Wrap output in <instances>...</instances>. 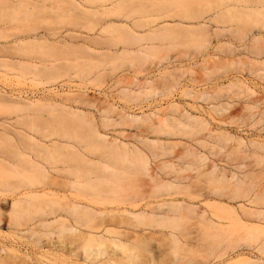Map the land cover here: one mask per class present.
<instances>
[{"label":"bare ground","instance_id":"1","mask_svg":"<svg viewBox=\"0 0 264 264\" xmlns=\"http://www.w3.org/2000/svg\"><path fill=\"white\" fill-rule=\"evenodd\" d=\"M31 1L16 0L17 4L11 2V5H17L19 8L17 13L23 14L24 18L27 17L26 20H29L31 12L27 13L26 9ZM90 1L93 5L102 2ZM130 1L112 0L110 5L112 7L108 8L105 4L100 5L103 7L100 10H107L108 13V11H116L123 6V8L129 6L128 8L131 9L138 6L140 2L144 3L145 0H137L138 2H135L137 5H134V0ZM146 1L160 4L167 0ZM169 1L172 3L174 0ZM169 1L166 3L170 4ZM73 2L77 3L73 5H77L78 8L79 6L82 8L87 3H83L85 5L82 4V6L76 0H72ZM181 2L182 0L176 1V6H180L176 9L174 5V7L171 5L172 9L168 11L170 13L165 14L167 17L161 13L162 9L164 13L169 10L166 9L169 8L168 4H166L167 7L164 6L165 3L161 5L166 10L162 7L159 12L157 8L159 12L156 11L157 15H155V10L147 12L142 7H138L139 9L135 11L134 9L128 11V20L131 19L132 23L127 25L130 20L125 19L128 21L127 23L124 21L126 25L123 23L121 27L117 26L121 29L123 25L124 29L131 31L132 35H128L131 37L128 40L124 38L125 42L122 44L113 43L114 39L117 40L120 37H117L119 34L116 38L112 35L114 38L110 37L112 41L108 39L111 43H107V39L104 40L107 45L98 41L100 44L98 46L101 47L107 46L108 48V44L110 46L114 44L113 51L108 48L107 50L102 49L104 52H101L95 44L97 41L81 35L84 47L80 44L78 46L83 52L86 48L84 55L85 53L86 55L92 54L91 59L95 54V57L97 55L101 57V59L99 57L97 60L94 59L97 61L94 65H90L88 61H86L87 64L76 61L79 62L77 64L75 62L77 57L72 58L73 61L68 58L72 61L71 63L68 60L69 65L67 58L62 59L67 61L65 62L67 65H59L60 67L58 65L47 66L48 60H43L44 63L41 65H34L23 59V61L12 59L15 55H20L21 51L27 59L33 58V56L30 57L32 53L29 50L35 46L36 42L41 41L42 44L45 40L43 35H41L43 37L40 36L41 38L32 35L19 42L16 41L15 47L11 49H0V64H14L23 72L34 74L36 80L37 78H40L39 81L42 79L46 85L52 83L50 85L54 86V83L56 84L61 79L62 83L64 80L62 75L68 74L69 77L67 75L64 77L66 80L63 85L70 84V87L71 84L77 82L76 80H84L87 74L93 71L106 70L105 67L107 65L110 67L111 63H113L111 64L112 69H109L112 73L117 71L119 66L117 61L121 60V57L125 59L131 55L136 58L134 56L130 58L134 62L128 59L129 65H133L130 68L138 65L137 71L145 73L148 70L146 73L151 75L149 66H144L147 64L145 61L147 59L148 62L151 58L150 54L152 56L161 49L158 48L160 47L158 44L156 47L147 44L157 43L158 39L161 41L163 40L161 38H168L170 35L172 37L176 33L178 36L179 33L184 32L178 36L182 35L183 41L181 38H174L176 35L171 39L176 41L179 39L180 44L185 43V40L186 44L192 43L191 46L195 48L193 61L198 54L203 60L202 63L195 60V64L200 63L196 66L202 71V74L201 71L199 72L202 76L199 78L196 72L199 68L196 66L187 67L186 65V68L180 69V66L176 65L179 69L173 68L168 72L167 67V72L164 73V70L163 75L160 76L162 79L159 78L161 80L156 79L158 75L153 78V75L150 77L146 73L145 78L140 80L137 71L138 74L134 72L137 77L130 75L124 78L122 76L123 79L119 78L120 80L117 79L115 87H121L119 95L122 99H130L128 107H120V105L118 107L108 102L107 106L98 107L94 99H92L93 102L87 100V97L83 98L78 95L75 98L67 97L62 101L60 100L62 96L60 95L59 98L58 94L43 102H41L43 99L35 102L34 99L29 98L24 102L22 98L21 101L17 98L15 99L17 101L10 102L15 108L16 117L0 119V127H2V130L0 128L2 134H0V142L5 143L4 145L0 143V162L4 163L8 169L2 163L0 164L3 170L5 168L7 171L15 170L18 181L16 180L17 183L13 181V184L2 182L3 178L6 180V177H9H4L5 174L11 175V172L4 171V173L0 167L3 176L0 181V192L16 194V191H20V193L12 204L9 203V207H4L0 203V241L4 244L0 252V264H79L78 262L85 264H153L158 263L155 261L159 257L157 259V255H151V258L148 256L156 251L152 250V241L157 239L160 242L159 238L163 239L161 245L169 240L166 244L169 248L166 246V249L170 251L169 253L164 251L166 255L168 253L167 257L164 252L163 256L160 255L162 260L165 257L164 260L169 261L172 255L171 261H173L175 260L173 256H178L187 247H192L194 251H197L196 253L206 248L203 243L201 245L195 241L197 243L192 244L184 240L188 231L186 225L189 223H191L189 226H191L192 234L197 235L196 240L204 236L207 240L210 238L215 248L224 251L222 258L228 255L222 264H264V142L258 140L247 142L241 136L243 132L248 136H264V97L262 95L259 98L254 95L257 99L251 98L253 100L247 101L245 105L243 104L244 106L242 105L243 107H234L236 104L231 103L234 95L241 94L242 96L245 92H249L248 98L249 94H255L256 90L253 91L251 88L254 80L236 75L223 83L220 81L221 77H214L218 75L216 72L220 73L229 65H245V67L239 66L240 73H242L241 68L251 67V71L256 70L257 75H262L260 77L264 81V74H260L264 66V0H192V2L190 0L192 4H196L193 5L195 9L192 7L193 12L189 11L191 6L189 9L186 7L188 6L185 4L186 1ZM31 3L32 5L37 4ZM0 4V7L2 5L4 7L8 3L0 0ZM130 5L133 6L130 7ZM72 8L76 7L72 6ZM85 8H83L85 14L83 10L82 14H92L89 12L91 9L85 10ZM181 9L188 10L186 13L190 14L186 15L185 10ZM172 10L178 18L183 15L182 19H178L180 22L176 21L177 17L173 19L175 15ZM14 15L13 13L12 21L15 20ZM184 18H186L185 21ZM160 19H165L166 23L164 24ZM168 20L175 22L170 23L167 22ZM181 20L189 24L181 23ZM190 20L193 23H190ZM157 21L163 24L160 23L157 27ZM239 23H244V25L253 23L256 28L253 24L249 29H247L249 24L241 28ZM112 24L116 22L103 28L100 35L104 36V32H109L108 30L113 27ZM117 24L120 25V23ZM152 25H156L157 28H152V32L146 31L144 35L135 31L144 27L146 29L148 26L152 27ZM149 27L147 29H151ZM174 29L178 31L174 32ZM253 29L259 31L256 32ZM115 30L118 32L119 28ZM121 31L122 29L120 33ZM123 31L125 33V30ZM186 33H188V38ZM68 34L69 39H81L80 33L79 35H76L77 33ZM185 37L187 39H184ZM97 39L103 42L102 36ZM86 40L90 41V45ZM147 40L148 43L145 44ZM243 40H247L249 45ZM92 41L94 42L93 47L91 46ZM235 41L239 44L243 43L246 47L240 48L243 44L236 46ZM64 42L67 43V41ZM159 44L164 43L159 42ZM71 45L73 46L70 44L69 47ZM95 45L99 48V52L94 47ZM115 45H122V47L114 51ZM74 46L76 47L75 44ZM167 46L165 45V48ZM76 48L72 47L73 50ZM12 50H16L17 54L15 53L14 56L9 54L10 51L12 54L15 52ZM46 54L45 51V57L51 52ZM106 54L109 60V55L112 56L113 60L110 61L113 62L109 63L108 59L107 62ZM115 54L118 55L115 56ZM52 56L54 57V54ZM47 57L48 59L50 57L49 62L56 60L55 57L51 59L50 55ZM102 57H106L105 60ZM199 57H197L198 61ZM92 62L95 61L92 59ZM258 65L259 67L262 65V69H257ZM123 67L119 66V71H122ZM109 69L107 70L110 71ZM71 71H75V74ZM178 72L181 73L178 74ZM101 73L97 74L98 80L103 75H108V72ZM157 90L160 91L158 95ZM151 92H155L156 95L152 96ZM85 94L82 95L85 97ZM179 96L185 100L190 99V102L184 99L179 100ZM4 99L1 96L0 105L6 103L7 98ZM161 100L168 101V106H162ZM68 102L84 107H78V105L76 107ZM241 118L245 120L246 125L243 123L240 125ZM120 127L134 129L135 133L128 134L126 131L123 132L125 128H122V132L117 131L118 133L115 134V130ZM112 130H114L115 137L110 136ZM247 160L254 162L247 165L245 162ZM246 168L249 170L243 173L241 170ZM148 185L152 186L151 193L144 190ZM162 189L167 190L164 196L171 199H161L162 195L158 194ZM3 192L2 195L5 196ZM150 199L154 200L150 201ZM3 227L5 228L2 229ZM164 228L169 230H162ZM148 231L150 233H146ZM162 247L165 248V245ZM162 250L159 251L162 252ZM176 260L179 263L182 262L178 258ZM162 263L166 262L162 261ZM179 263L173 261L171 264Z\"/></svg>","mask_w":264,"mask_h":264},{"label":"rangeland","instance_id":"2","mask_svg":"<svg viewBox=\"0 0 264 264\" xmlns=\"http://www.w3.org/2000/svg\"><path fill=\"white\" fill-rule=\"evenodd\" d=\"M1 1H4V2H6V3H8L7 5L9 6V7H11V6H13V4H17V2H16V0H1ZM8 1V2H7ZM77 2H80L81 4L80 5H82L83 3H85V2H87V3H85V4H83V5H85V6H83L82 8H81V6H79L80 8H78V6L77 5H73L74 3H76V2H73L72 3V0L70 1V0H32L31 2H33V3H37V4H34V5H32V3L31 2H29V7H28V9H26V11H28L27 13H30L31 12V14H30V19L27 21L26 20V18H24V15L23 14H21V15H19L17 12H19V8H17V5H15V6H13V7H11V8H7V5H5L4 7H3V5H2V7H0V49H4V48H9V49H11V48H13V47H15V45H16V41L17 42H19V41H21V40H23V39H26V37H32V35L34 36H36V37H39V38H41V37H43L44 36V39L45 40H43L42 41V44L40 43L41 41H39L38 43L36 42V44H35V46H33L32 48H30V50H29V52L30 53H32L31 55H30V57H32L33 56V58H30V59H27L26 57H25V55H24V53L21 51L20 52V55L18 54V56L21 58H19L18 56H16L15 55V53L17 54V51L16 50H12V52H14L13 54L11 53V51H10V53H9V51H8V53L9 54H11L12 56H14L15 58H12L14 61H28V62H30V63H32V64H37V65H41V63H44L43 62V60H48V62H46L48 65L47 66H50V67H53L52 65H61V66H64V64H65V62H67L69 59L68 58H70V59H74V57L76 58L75 59V62L76 61H80V63L82 62V64L83 63H86V61H88L87 63H89L90 65H94L95 63H97V57H99V59H101V57L100 56H98L97 55V57H95L96 56V54L95 55H93L92 57V59H93V61H95L94 63L92 62V59H91V55H86L87 53H85V55H84V52L86 51V48H85V50H84V52L79 48V44L81 45V46H83L84 44V42H83V39H82V37H88V39H92L93 38V41L95 40V41H97L95 44L98 46V44L99 43H104V40H108L110 37L111 38H116V36L117 37H119V38H117V40L116 39H114V41H113V43H120V44H122L123 42H125V40L123 41V39L125 38H127V40H128V38H130L131 36H128V35H132V33H131V31H129L128 29L126 30V29H124L125 27H123V25L125 24V22L124 21H126V20H128V11H130V10H132V9H134L133 11H135L138 7H142V8H144V11H145V9L147 10V12H153L154 10H155V15H157L159 12H160V10H161V8L163 7L164 9H165V7H169V8H166V9H169V10H167V11H165V13H164V10L162 9V12L161 13H163L162 15H164L165 16V14H167V12L168 11H171V9H172V6L174 5L175 6V9L176 8H179V7H177L176 6V1H175V3H174V1H172V3H171V1H169V0H167V1H169V3L170 4H168V3H166L164 0H156V1H159V2H161V1H164V2H162L163 4H164V6H162L163 4L162 3H160V4H158V3H156L155 1V3H152V2H147L146 0L144 1V3H139L138 4V6H135V7H132L131 5H130V7H132L131 9L130 8H120V9H118V10H116V11H112V12H109L108 11V13L106 12L107 10H103V9H101L100 10V8H103L102 6H100V5H107L106 7H108V8H110V7H112V6H110L111 5V1L112 0H96V1H102V2H99L98 4H96V5H93L92 4V2L90 1V3H88L89 1H87V0H82V2H81V0H76ZM132 1V0H131ZM130 1V2H131ZM137 0H134L133 2L135 3ZM138 1H141V0H138ZM137 1V2H138ZM149 1V0H148ZM183 1H186V3L185 2H183ZM11 2L13 3L12 5H11ZM129 2V3H130ZM178 2H180V0H178ZM182 2L183 3H185L186 5H188V6H186V7H188V9H189V6H191L190 8V10L189 11H191V12H193V8H194V6L196 5H194V4H192L191 2H192V0H191V2H190V0H182ZM181 2V3H182ZM2 3V2H1ZM72 3V4H71ZM128 3V4H129ZM174 3V4H173ZM181 3H180V5H181ZM190 3H191V5H190ZM194 3V2H193ZM77 4V3H76ZM130 4H132V3H130ZM156 4H158V5H155ZM162 4V5H161ZM166 4H168L167 6H166ZM178 4V3H177ZM1 5V4H0ZM134 5H137L136 3L134 4ZM160 5H161V7H160ZM170 5V6H169ZM172 5V6H171ZM194 5V6H193ZM72 6L73 7H76V8H72ZM91 6H93V7H91ZM173 6V7H174ZM182 6H183V4H182ZM181 6V7H182ZM202 6V5H201ZM19 7V6H18ZM84 7H86L85 8V10L86 9H91V11H89V12H92V14H90L89 12V14H86V15H84L85 14V11H84ZM160 7V8H159ZM171 7V8H170ZM185 7V6H184ZM193 7V8H192ZM158 8V9H157ZM94 9V10H93ZM139 9V8H138ZM159 11H157V10ZM165 9V10H166ZM182 9H183V7H182ZM181 9V10H182ZM187 9V8H186ZM195 9V8H194ZM17 10V11H16ZM84 12H83V11ZM98 10H100V11H98ZM109 10V9H108ZM180 10V9H179ZM185 10V9H184ZM184 10H182V11H184ZM94 11V12H93ZM96 11V12H95ZM111 11V10H110ZM158 13H157V12ZM174 10H172V13L175 15L176 13H174L173 12ZM175 11H177V10H175ZM188 11V10H187ZM186 10H185V13L187 12ZM82 12L84 13V14H82ZM87 12V11H86ZM180 12V11H179ZM15 14L14 16H13V18H15V20L13 19V21H12V19H11V17H12V14ZM105 13V14H104ZM168 13H170V12H168ZM180 13H182V12H180ZM180 13H179V15H180ZM189 13V12H188ZM188 13H186V15L188 14ZM125 14L127 15V16H125ZM190 14V13H189ZM160 15V14H159ZM185 15V14H184ZM123 16H125V17H123ZM149 16V15H148ZM171 16V15H170ZM169 16V17H170ZM181 17L183 16V15H180ZM145 17V16H144ZM146 17H147V15H146ZM146 17H145V19H146ZM165 17H167V15L165 16ZM169 17H168V19H169ZM174 18V20H175V17H177L176 15L175 16H173ZM178 18L177 17V19H176V21H178V22H180V20H178V19H182V18ZM123 18H124V20H123ZM126 19V20H125ZM136 19H140V17H136ZM165 19H167V18H165ZM161 20V21H163V23L165 24L166 23V20ZM171 19H172V17H171ZM119 20V21H118ZM130 20V21H129ZM128 21H126V23H127V25L129 24L130 25V23H132V20L131 19H129ZM174 20H171V21H167V22H172V23H174L175 21ZM186 20V18H184V21ZM188 21H189V19H187ZM159 21V20H158ZM157 21V22H158ZM160 21V23H161V25L163 24L162 22ZM165 21V22H164ZM184 21L183 20H181V23H184ZM115 23L116 22V24H114V25H116V26H114L113 24V29L115 30V29H118L119 28V31L117 32V30H113L112 28H111V30H113L112 32H110L111 30H108L109 32H104V36L103 35H100V32L102 31V29L103 28H105L107 25L109 26V24H111V23ZM193 23V21L192 20H190V23ZM117 23H120V25L119 24H117ZM124 23V24H123ZM160 23L158 22V23H156V25H157V27H158V25L160 26ZM106 24V25H105ZM121 24H123L122 25V31H121V33H120V27H121ZM153 24V23H152ZM184 24H189V22H185ZM240 25H241V28H243V26H245V25H248L249 24V27L247 28V26H246V28L247 29H249L250 28V25L251 24H253V23H245V25H244V23H239ZM120 26V27H118V26ZM126 25V24H125ZM156 25L155 26H153L152 25V27H149V28H151V29H147L148 27H146V29H145V27L144 28H140L139 30L138 29H136L135 31L136 32H139V34L140 35H144V33L146 32V31H150V32H152V30L156 27ZM240 25H238L239 27H240ZM253 25H255V24H253ZM151 26V25H150ZM118 27V28H117ZM156 27V28H157ZM252 27V26H251ZM255 28H256V25L254 26ZM253 27V28H254ZM139 28V27H138ZM153 28V29H152ZM177 29V28H176ZM176 29H174V32H177L178 30H176ZM239 30H240V28H238ZM246 29V30H247ZM123 30H125V33H126V31H129L128 33H126V35H125V33H124V31ZM144 30V31H143ZM176 30V31H175ZM241 30H243V29H241ZM246 30H244V31H246ZM254 31H256L255 29H253ZM135 31H133V32H135ZM148 31V32H149ZM173 31V30H172ZM252 31V30H251ZM259 30L257 29V31L256 32H258ZM115 34H114V33ZM124 34H123V33ZM167 32V31H166ZM165 32V33H166ZM169 32V31H168ZM243 32V31H242ZM247 32V31H246ZM29 33V34H28ZM68 33H70V34H76V35H79V33H80V37H81V35H82V37H81V39L79 38V40H78V38H76L75 40L73 39V38H71V39H69L70 37L68 36L69 34ZM106 33H108V34H106ZM110 33V34H109ZM162 33H164V31L162 32ZM184 33V32H183ZM182 32L181 33H179V34H183ZM248 33L250 34V32H249V30H248ZM247 33V34H248ZM39 34V35H38ZM67 34V35H66ZM74 34V35H75ZM106 34V35H105ZM138 34V33H137ZM148 34V33H147ZM169 34H171V33H169ZM173 34V33H172ZM179 34H178V36H179ZM187 34V35H186ZM185 35H186V37L188 38V33H186ZM244 34V33H243ZM246 34V33H245ZM41 35H43V36H41ZM85 35V36H84ZM108 35H111V36H109L108 37ZM112 35H113V37H112ZM163 35V34H162ZM174 35H176L174 38H181L182 37V35L180 36V37H178L177 36V33L176 34H174ZM174 35H172V37H171V35L169 36L168 35V33H167V36H169L168 38H170V40H168V38H165V37H163V38H161V39H163V40H161V41H159V39H158V42L157 43H152V44H150V42L148 43V40H147V42L145 43V44H147V45H152V46H157V44L160 46V47H158L159 49H161L160 51H159V49H156V50H158L159 52H157L156 50V52L155 51H153V52H155L152 56H151V54H150V56L149 57H151L150 59H148V62H147V59H146V65H144V66H149L148 68H150L149 69V72H151V75H153L152 77L153 78H156V76L158 75V77L156 78V79H159V78H161L162 79V77H160V76H162L163 75V71H164V73L165 72H170V71H172L173 70V68H178L179 66H180V69H184V68H186V65H187V67L189 66V67H191L192 65V67H194V66H196V65H198L199 66V64L200 63H202V61L203 60H201L202 59V57L200 58L199 57V54H198V56L195 54V57L197 56V57H199V61L197 60L198 58L196 57L195 58V60H196V62H200V63H197V64H195L196 62H195V60L193 61V58L192 57H194V49L195 48H193L191 45H192V43L191 44H186V40H185V43L184 42H182L183 43V45H182V43L180 44L179 42H180V40L178 39V41H176L175 39H171V38H173V36ZM242 35V34H241ZM41 36V37H40ZM47 36H48V39H47ZM66 36V37H65ZM97 36V38H99V37H101L102 36V41L103 42H101L100 40H98L97 38V40L95 39V37ZM99 36V37H98ZM106 36V37H105ZM184 36V35H183ZM79 37V36H78ZM90 37V38H89ZM105 39H104V38ZM184 38V39H187V38ZM191 37V36H190ZM111 38H110V40H111ZM122 38V39H121ZM183 38V37H182ZM181 38V39H182ZM61 39H63V40H61ZM90 39V40H91ZM112 39V40H113ZM190 39V38H189ZM189 39H188V41H189ZM47 40H49V42H47ZM78 40V41H77ZM85 40V39H84ZM110 40H108V42L107 43H111L110 42ZM111 40V41H112ZM119 40H120V42H119ZM191 40V39H190ZM44 41H46V42H44ZM59 41V42H58ZM61 41H63V42H61ZM64 41H67V43L69 44H67L66 42H64ZM92 41V42H93ZM98 41H99V43H98ZM118 41V42H117ZM122 41V42H121ZM150 41H152V40H150ZM154 41V40H153ZM181 41H183V39L181 40ZM244 41V43H246L247 44V40L245 41V40H243ZM44 42V43H43ZM51 42V43H50ZM75 42V43H74ZM86 42H88V40H86ZM86 42H85V45H86ZM106 42V41H105ZM155 42V41H154ZM159 42L161 43H164V44H159ZM242 42V41H241ZM50 43V44H49ZM62 43V44H61ZM77 43V44H76ZM107 43L105 44V45H107ZM65 44H67V46L65 47ZM70 44H73V46L71 45V47H69L70 46ZM74 44L76 45V47H78V49L80 50H78L75 46H74ZM88 45H90V41L87 43ZM104 44H102V46H104ZM143 44H144V42H143ZM186 44V45H185ZM237 44H239V42H236L235 41V45L237 46ZM241 44H243V43H241ZM241 44H239V46L241 45ZM93 45H94V42L91 44V46L93 47ZM94 46L95 48H96V50L98 51L99 50V48H100V51L102 52L103 50H107L108 48L110 49V51H113V46H114V44H113V46L111 47L110 46V44H108L109 45V47L107 48V46L106 47H101V46H98L99 48H97V46ZM100 45V44H99ZM119 45V44H118ZM162 45H164V47H162ZM165 45L167 46V48H165ZM176 45V46H175ZM181 45V46H180ZM248 45H249V42H248ZM64 46V47H63ZM63 47V48H62ZM72 47H74V48H76V49H74L75 50V52H74V50L72 49ZM84 47V46H83ZM115 47L116 48H114L115 50L114 51H117L116 49L118 48V50H119V48H121L122 47V45L121 46H116L115 45ZM246 47V45L244 46V44H243V46H240V48H245ZM105 48V49H104ZM162 48H164V49H162ZM72 49V50H71ZM103 49V50H102ZM41 50V51H40ZM77 50V51H76ZM37 51V52H36ZM40 51V52H39ZM45 51H46V53L47 54H49L50 52H51V54L53 55L54 54V57L56 58V60H58V58H59V60L58 61H54V59L51 61V62H49L50 61V57H49V59H48V57L47 56H51V59L52 58H54L51 54H49V55H47L46 57H45V55H44V53H45ZM48 51H50V52H48ZM69 51V52H68ZM71 51V52H70ZM73 51V52H72ZM53 52V53H52ZM78 52H82L83 54H80V53H78ZM90 51H88V53H89ZM99 52V51H98ZM100 52V53H101ZM104 52V51H103ZM6 54H7V52H5ZM37 53V54H36ZM43 53V54H42ZM69 53H70V55H69ZM195 53H197V52H195ZM34 54V55H33ZM74 54V56H72ZM79 54V55H78ZM44 55V56H43ZM112 55H114V54H112ZM118 55V54H117ZM116 54H115V56H117ZM84 56V57H83ZM85 56H89L90 58H87V57H85ZM105 56V55H104ZM108 55L106 54V57H107ZM134 56V55H133ZM133 56L131 55V57L133 58ZM191 56V57H190ZM83 57V58H82ZM95 57V58H94ZM106 57H102L103 58V60H105V58ZM112 57V56H111ZM111 57H110V55H109V58H110V60H113V59H111ZM130 56H129V58L127 57H125V59H124V57H121L122 59H124V60H122L121 58H119V59H121V60H119V61H117V63H118V65L122 68L123 66H127L128 68H130L131 66H133V65H129L130 64V62L132 61L130 58H131ZM135 58H136V56H134ZM148 57V58H149ZM1 58V57H0ZM64 58H67V61H65V60H62V59H64ZM23 59V60H22ZM73 59H72V61H73ZM83 59H85V60H83ZM87 59H89V60H87ZM94 59H96V60H94ZM108 59V57L106 58V60ZM116 59H118V58H116ZM115 59V60H116ZM128 59L130 60V62L128 61ZM192 59V60H191ZM3 59H1V61H2ZM60 60H62V61H60ZM84 62H83V61ZM109 60V59H108ZM108 60H107V62H108ZM109 60V61H110ZM114 60V61H115ZM69 61H71V60H69ZM69 61L67 62L68 63V65H69ZM72 61H71V63H72ZM142 61V60H141ZM74 62V63H75ZM111 62H113V61H110L109 63H111ZM132 62H134V61H132ZM142 62H144V61H142ZM141 62V63H142ZM193 62H194V64H193ZM70 63V64H71ZM73 63V64H74ZM77 63V62H76ZM79 63V62H78ZM77 63V64H78ZM86 63V64H87ZM189 63H191V64H189ZM73 64H72V66H73ZM111 64H113V63H111ZM111 64H109L110 65V67H108V65H107V67H105V69L106 70H99V71H93V73L91 72L89 75H90V77H89V75L87 74V76L86 75H84V76H86V81H85V79L84 80H76L75 82L76 83H74V84H71L72 86L70 87V84L69 85H66L65 86V84L63 85V83H64V81L66 80V78H64L66 75L68 76V74H66V75H62V77H63V82L61 83V80L59 81V82H57L56 84L54 83V86L53 85H50V84H52V83H50L49 85L47 84L46 85V83H44V81L41 79V81H39L40 80V78L38 79L37 78V80L35 79V76H34V74L32 75V73L31 72H23V70L22 69H20V68H17L14 64H9V65H2V64H0V95L3 97V99H4V97H5V99H6V103L5 104H1L0 105V119H3L4 117L6 118H15L16 117V115L14 114L15 113V108H14V106H13V104H10V102L13 100V101H17V100H15V99H17L18 98V100H19V98H20V100L19 101H21V98H22V101L24 102L25 100H29V99H34V101L35 102H37L36 100H38V101H40V99H43L41 102H43L45 99H47V98H49V97H51V96H54V95H57L59 98L62 96V98L60 99V100H66L67 99V97L68 98H71V97H73V98H75V96H81V97H83V98H86L87 97V100H92V99H94L95 100V102H96V105L98 104V107H105V105L107 104L108 105V103L110 104V103H113V104H116V106H118L119 107V105H120V107H128V105L130 104L129 103V101L128 100H130V99H128L127 100V98L126 99H122L121 98V95H119L120 93H119V91H121V87L120 86H118V87H115V84H116V81H118L117 79H123L124 78V76L125 77H128V76H130V75H133V76H136L137 77V74L139 73V79L140 80H143L144 78H145V73L148 71V70H146V72L144 73V75H143V73H140L139 71H137V66L138 65H136L135 67H132V68H130V69H128V68H126L127 69V71H126V69L123 67V69H122V71L120 72L119 71V66L117 67L118 68V72L119 73H116L115 71H113V73L116 75H113V73H112V67H111ZM189 64V65H188ZM65 65H67V64H65ZM129 65V66H128ZM143 65V64H142ZM176 65L178 66V67H176ZM183 65H185V66H183ZM264 65V64H263ZM76 66V65H75ZM151 66H152V69H154V70H152L151 69ZM181 66L183 67V68H181ZM231 66V67H230ZM233 66V67H232ZM238 65H229L228 67H227V69H225V68H223V70L219 73V72H216V73H218V75L216 74V75H214L215 74V72L213 73V75H214V77H216L217 76V78H219V77H221V79L223 80H221L220 79V81L221 82H223V83H226L228 80H229V78H232V76H233V78L234 77H236V75H237V77H242V78H249V79H251L252 78V80H254L253 82V85H252V90L253 91H255V94H253V95H251V94H249L250 96H248V98H247V94L249 93H247V92H245L244 93V95L242 94V96H241V94L239 95V94H236V96L237 97H239L238 99H237V97L234 95V98H232V100H231V103L232 104H236V106H234V107H243L246 103H247V101L249 102V101H252L253 99H257V98H255V97H259V98H261V96L262 97H264V81H262L261 80V77L260 76H262V75H260V76H258L257 75V73H256V70H253V71H251L252 69H248V67H246L245 69L244 68H241V67H245V65H239V66H241L240 68L242 69V73H240L241 72V70L239 69V66L237 67ZM262 66V65H261ZM261 66L259 67V65H258V67H257V69L258 68H260V69H262L261 70V72H260V74L261 73H263L264 74V66H262V68H261ZM60 67V66H59ZM74 67V66H73ZM154 67V68H153ZM169 68V70H167L168 68ZM197 67V66H196ZM230 67V68H229ZM109 68H111V69H109ZM134 68H136L135 70H133L132 71V69H134ZM140 68H142V67H140ZM144 68V67H143ZM142 68V69H143ZM159 69V71H158V69ZM197 68H199V67H197ZM75 69V68H74ZM107 69H109L110 71H108ZM142 69H138V70H140L141 72L143 71ZM145 69V68H144ZM179 69V68H178ZM188 69V68H187ZM192 69H194V68H192ZM225 69V70H224ZM231 69V70H230ZM76 70V69H75ZM124 70V71H123ZM150 70H152V71H150ZM167 70V71H166ZM195 71L197 70L196 68L194 69ZM235 70V71H234ZM239 70V71H238ZM245 70V71H244ZM249 70L251 71V72H253V74H251V72H249ZM131 71V72H130ZM138 73H137V72ZM201 71V69L199 68V70H197L196 72H197V74H198V77H197V75L195 76V77H197V78H199V76H201V74H202V71H201V74L199 73ZM226 71V72H225ZM233 71H234V73H233ZM238 71V72H237ZM248 71V72H247ZM65 72V71H64ZM71 72H74L73 74H75V71H71ZM101 72H103L104 74L105 73H107L108 72V75L107 74H105V76L103 75V77H105V79L102 77V76H100L101 74H103V73H101ZM134 72H136V73H134ZM156 72V73H155ZM223 72V73H222ZM229 72V73H228ZM244 72V73H243ZM246 72V73H245ZM67 73V72H66ZM98 73H101L99 76L100 77H102L101 79H99L98 80V78H97V74ZM109 73L111 74V75H109ZM127 73V74H126ZM153 73V74H152ZM159 73V74H158ZM179 73H181V72H178V74ZM204 73V72H203ZM136 74V75H135ZM161 74V75H160ZM230 74V75H229ZM232 74V75H231ZM240 74H242L241 76H240ZM70 75H72V73H70ZM107 75V76H106ZM146 75H150V73L149 74H147L146 73ZM151 75H150V77H151ZM166 75V74H165ZM167 75H169L168 73H167ZM249 75V76H248ZM256 75V77H253V76H255ZM34 76V77H33ZM83 76V77H84ZM95 76H96V78H95ZM98 76V77H99ZM112 76V77H111ZM115 76V77H114ZM122 76H123V78H122ZM155 76V77H154ZM244 76V77H243ZM69 77V76H68ZM68 77H67V79H68ZM108 77V78H107ZM111 77V78H110ZM114 77V78H113ZM117 77V78H116ZM143 77V78H142ZM165 77V76H164ZM166 77H169V76H166ZM202 77V76H201ZM200 77V78H201ZM91 80H90V79ZM114 80H113V79ZM255 78V79H254ZM258 78V79H257ZM34 79H35V82H34ZM97 79V80H96ZM119 79V80H120ZM161 79H159V80H161ZM212 79H213V77H212ZM215 80H216V78H214ZM111 80H112V82H111ZM214 80V81H215ZM261 80V81H260ZM43 81V82H42ZM98 81H100V82H98ZM94 82V83H93ZM44 83V84H43ZM92 83V84H91ZM158 83H160V82H158ZM77 85V87H76V85ZM75 85V86H74ZM79 85V86H78ZM64 86V87H63ZM75 88H74V87ZM83 87V88H82ZM115 87V88H114ZM120 87V88H119ZM113 89V90H112ZM259 91H260V94H259ZM81 92H82V94H85V97L81 94ZM156 92V91H155ZM155 92H151V93H153V95L150 93V97H151V95L152 96H155L156 95V93H157V95H158V93L160 92L159 90H157V92L155 93ZM257 93V94H256ZM263 93V94H262ZM79 94H81V95H79ZM155 94V95H154ZM61 95V96H60ZM254 95H255V97H254ZM1 96H0V98H1ZM70 96V97H69ZM44 97V98H43ZM54 97H56V96H54ZM243 97H245V98H243ZM250 97V98H249ZM29 98V99H28ZM58 98V99H59ZM241 98H242V101H241ZM251 98H253V99H251ZM258 98V99H259ZM4 99V100H5ZM11 99V100H10ZM120 99V100H119ZM179 100H185V98H181V96H179V98H178ZM188 98H186V102H190V99H188ZM240 99V100H239ZM245 99H249V100H245ZM251 99V100H250ZM94 100H92L93 102H94ZM123 100V101H122ZM8 101V102H7ZM33 101V100H32ZM128 101V102H127ZM239 102V104H237L238 102ZM108 102V103H107ZM14 103V102H13ZM18 103V102H17ZM40 103V102H39ZM68 103H71V104H74V106H76V105H78V104H76V103H72V102H68ZM242 103V104H241ZM8 104V105H7ZM14 104H16V102L14 103ZM118 104V105H117ZM161 104H163L162 106H164V107H167L168 106V101H164V100H161ZM244 104V105H243ZM7 105V106H6ZM11 107H10V106ZM103 105V106H102ZM106 105V106H107ZM123 105V106H122ZM243 105V106H242ZM82 105H78V107H81ZM77 107V106H76ZM82 107H84V106H82ZM14 114V115H13ZM239 119V118H238ZM237 122H238V120H237ZM241 124L240 125H246V123H245V120L244 119H240V121H239ZM239 122H238V124H239ZM247 122H249V121H247ZM243 123V124H242ZM1 128V130H2V127H0ZM121 128V129H120ZM119 129L117 128L116 130H115V134H116V132L118 131L119 133L120 132H122V130L125 128V130L123 131V132H127L128 134H130V133H135V130L134 129H130V128H127L126 129V127H120ZM123 128V129H122ZM114 130H112L111 132H110V136L111 137H113L115 134H114V132H113ZM1 132V131H0ZM117 132V133H118ZM126 133V134H127ZM250 133V135L252 134V132L250 131L249 132ZM1 134V133H0ZM2 135V134H1ZM117 137L119 136V134L118 135H116ZM244 139H245V141H247V142H249V141H251V140H258V141H260V142H264V136L263 137H261V136H248L246 133H242V135H241ZM115 137V136H114ZM121 137V136H120ZM3 141V140H2ZM7 141V140H6ZM5 141V142H6ZM12 141V140H11ZM11 141H9L10 143H12ZM172 141H175V140H172ZM246 142V143H247ZM0 143H3V142H0ZM5 143H3V145H4ZM8 145H10L9 143H7ZM6 144V145H7ZM12 145V144H11ZM253 160H247V161H245V162H247L246 164L248 165V164H250L251 162H252ZM254 162V161H253ZM0 163H2V162H0ZM3 164V166H4V163H2ZM222 164H224V163H222ZM1 164H0V167L2 168L3 167ZM4 167H6L7 169H8V167L7 166H4ZM5 168V170H3L4 168H2V170H3V172L5 171H7V169ZM232 168V167H231ZM251 168V167H250ZM256 169H258V168H256ZM2 170H0V181H1V178H3V176H2V174H1V172H2ZM249 169L248 168H246L245 170H241L243 173H245V172H247ZM15 173H13V172ZM240 171V172H241ZM4 172V173H5ZM7 172H11L10 174L11 175H9L8 173L7 174H5V176L4 177H6V176H9V177H6L7 179L5 180L4 178H3V180L4 181H2V182H6V183H8V182H10L11 184H13L14 182L15 183H17V181H18V177H17V175H16V172H15V170H11V169H9V171H7ZM241 172V173H242ZM14 180H13V179ZM10 179V180H9ZM17 180V181H16ZM14 181V182H13ZM13 182V183H12ZM144 190H147V192L148 193H151L152 192V186L151 185H148L147 187H145V189ZM3 192V191H2ZM2 192H0V194H1V196H0V200H2V201H0V203L1 204H3V206L4 207H9V203L10 204H12L13 202H14V200L18 197V194L20 193V191H16L15 193L16 194H14V192H6V193H4L5 194V196H3L2 195ZM11 193H12V195H11ZM167 193V190H165V189H162V191H159V194L158 195H162V198L161 199H171V198H167L166 196H164L165 194ZM163 196H164V198H163ZM15 197V198H14ZM4 198L6 199V200H4ZM154 199H150V201H153ZM6 202V203H5ZM187 224V223H186ZM190 225H191V223H189ZM189 224H187L186 226V229L189 231H187L186 232V237H184V240H186V242H190V243H192V244H195V243H203V246H206V248H204V250L202 251V252H199V253H196L197 251H194L195 249H192V247L190 248V247H187V249L185 248V250H183V252L181 251V253H179L178 254V256L176 255V256H173V257H175L174 259L175 260H173L175 263H179V261H177L176 259L178 258V259H180V261L182 260V262L181 263H179V264H222L223 263V261H225L226 260V258H228V255L226 254V256H223V258H222V254H223V250L221 251V249H217V248H215L214 246H213V243H212V239H210V238H208V240L207 239H205V236H204V238L203 237H201L200 239H198V240H196L195 238H196V234H192V231H191V226H189ZM189 226V227H188ZM5 227H3L2 229H4ZM160 230V229H159ZM162 230H164V231H168L169 229H167V228H164V229H162ZM146 233H150V231H148V232H146ZM191 234V235H190ZM160 242H158L157 241V239L156 240H153L152 241V250L153 251H155L154 253H156V254H150V256H148V257H150L151 258V255H157L156 257H157V259H158V257H159V259L158 260H156L155 262H158V263H153V264H161L162 263V261L163 262H166L165 264H167L168 262L171 264V263H173V261H171L172 260V255L170 256L171 258H169V261L168 260H164L165 259V257H167V255H168V251H170L168 248V245H166L168 242H169V240H166V241H168L166 244L164 243V244H162V245H165V248H163L162 247V245H161V241H162V243H163V239H158ZM205 240V241H204ZM211 240V241H210ZM165 241V240H164ZM195 241H197V242H195ZM159 243V244H158ZM202 245V244H201ZM3 246H4V244H3V241H0V252H1V250H2V248H3ZM166 246L168 247L167 249H166ZM214 248H212V247ZM210 247H211V249H210ZM162 249H164V250H162ZM166 249V250H165ZM210 249V250H209ZM159 250H162V252H160ZM164 251H166V252H168L167 253V255L165 254L166 252H164ZM185 251V252H184ZM163 252H164V255H166L165 257H163V260H162V258H161V256H163ZM202 253V254H201ZM225 254V253H224ZM147 255H149V254H147ZM159 255V256H158ZM161 255V256H160ZM221 256V257H220ZM153 257V256H152ZM155 257V258H156ZM184 257V258H183ZM219 257V258H218ZM149 258V259H150ZM222 259V260H221ZM151 260V259H150ZM161 261V263H159ZM168 261V262H167ZM222 261V262H221ZM79 264H85V263H83V262H78ZM138 264H141V263H138ZM162 264H164V263H162Z\"/></svg>","mask_w":264,"mask_h":264}]
</instances>
